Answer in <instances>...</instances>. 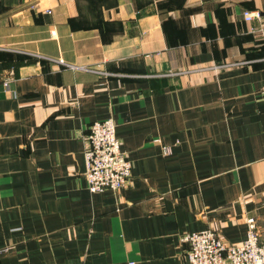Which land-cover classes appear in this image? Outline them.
Wrapping results in <instances>:
<instances>
[{
	"label": "crops",
	"instance_id": "obj_1",
	"mask_svg": "<svg viewBox=\"0 0 264 264\" xmlns=\"http://www.w3.org/2000/svg\"><path fill=\"white\" fill-rule=\"evenodd\" d=\"M263 25L264 0H0V264H189L182 235L251 217L264 240ZM108 117L132 175L93 192Z\"/></svg>",
	"mask_w": 264,
	"mask_h": 264
},
{
	"label": "built area",
	"instance_id": "obj_2",
	"mask_svg": "<svg viewBox=\"0 0 264 264\" xmlns=\"http://www.w3.org/2000/svg\"><path fill=\"white\" fill-rule=\"evenodd\" d=\"M255 10H245L244 18H260ZM264 34V25L257 29ZM114 117L96 120L89 125L85 150V178L93 192L120 190L129 184L132 161L122 149ZM248 233L241 243H230L213 227L186 232L181 241L187 246L189 264H264V240H261L254 218H248Z\"/></svg>",
	"mask_w": 264,
	"mask_h": 264
}]
</instances>
